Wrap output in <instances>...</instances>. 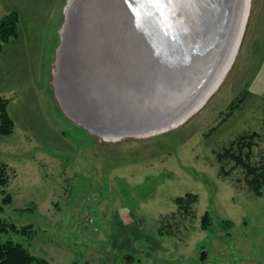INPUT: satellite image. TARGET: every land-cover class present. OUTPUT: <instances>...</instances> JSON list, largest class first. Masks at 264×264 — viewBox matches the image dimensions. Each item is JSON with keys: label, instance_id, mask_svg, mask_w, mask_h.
Segmentation results:
<instances>
[{"label": "rangeland", "instance_id": "rangeland-1", "mask_svg": "<svg viewBox=\"0 0 264 264\" xmlns=\"http://www.w3.org/2000/svg\"><path fill=\"white\" fill-rule=\"evenodd\" d=\"M67 1L0 0V18L19 15L18 37L0 52V96L14 121L0 138L12 197L0 216L36 230L9 235L51 264H264V189L256 195L245 170L218 157L253 135L250 160H264V0H249L233 59L195 112L118 139L62 108L56 53Z\"/></svg>", "mask_w": 264, "mask_h": 264}, {"label": "water", "instance_id": "water-1", "mask_svg": "<svg viewBox=\"0 0 264 264\" xmlns=\"http://www.w3.org/2000/svg\"><path fill=\"white\" fill-rule=\"evenodd\" d=\"M248 10L249 0H68L56 53L63 110L110 139L172 127L222 79Z\"/></svg>", "mask_w": 264, "mask_h": 264}, {"label": "trees", "instance_id": "trees-1", "mask_svg": "<svg viewBox=\"0 0 264 264\" xmlns=\"http://www.w3.org/2000/svg\"><path fill=\"white\" fill-rule=\"evenodd\" d=\"M19 15L13 10L0 18V52L3 49V43L9 42L13 38L18 37ZM9 99L0 96V138L9 135L14 130V121L8 111ZM253 135L246 139L245 136L237 141L239 147L234 151L233 145L225 148L218 155L219 158H230L235 164L241 166L245 170L248 183L252 191L256 195H260L264 189V160L260 163L251 162ZM9 177L6 174V165L0 163V188L3 194L2 206L12 202L11 195L6 192ZM191 193L184 196H178L175 202L183 204L186 199L193 198ZM209 224V214L205 213L202 218V228H206ZM36 230L32 224L17 226L13 222H9L0 216V264H51L42 257H37L29 251L23 244L17 242L10 233L32 237Z\"/></svg>", "mask_w": 264, "mask_h": 264}, {"label": "bare ground", "instance_id": "bare-ground-1", "mask_svg": "<svg viewBox=\"0 0 264 264\" xmlns=\"http://www.w3.org/2000/svg\"><path fill=\"white\" fill-rule=\"evenodd\" d=\"M247 8H248V3H247ZM247 11V10H246ZM246 11H245V14H246ZM245 19H244V17L242 18V21H244ZM241 24L239 25V27H241V29H242V22H240ZM237 24H238V22H237ZM240 29V28H239ZM236 30H237V26L235 25L234 26V28H233V33H232V36L233 35H235V33L237 34V32H236ZM239 31V30H238ZM241 32V31H240ZM239 36H240V33L238 32V38H239ZM238 40V39H237ZM230 41H231V39H230ZM230 41H229V43H228V46H227V48L229 47V45H230ZM237 42V41H236ZM226 48V49H227ZM228 51V49L225 51V52H227ZM221 60H222V58H221ZM221 60H220V62H219V64H218V66H217V68L214 70V74H213V76L211 77V80L212 79H214L213 81H215L216 80V82L218 81V79L220 78V77H218L217 78V75H219V74H222L223 73V71H224V68H223V66H221L220 67V65H221ZM223 63V62H222ZM223 65V64H222ZM221 69H222V71H221ZM215 82V83H216ZM214 83V84H215Z\"/></svg>", "mask_w": 264, "mask_h": 264}, {"label": "flooded vegetation", "instance_id": "flooded-vegetation-1", "mask_svg": "<svg viewBox=\"0 0 264 264\" xmlns=\"http://www.w3.org/2000/svg\"><path fill=\"white\" fill-rule=\"evenodd\" d=\"M201 251H205L204 249H200V253H201ZM206 256V255H205ZM199 257H200V255H199ZM127 258V257H126ZM128 259V258H127Z\"/></svg>", "mask_w": 264, "mask_h": 264}]
</instances>
